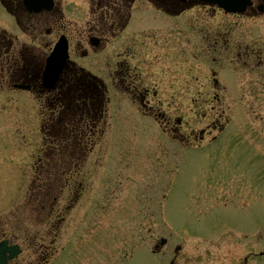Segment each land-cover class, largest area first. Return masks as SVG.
Returning <instances> with one entry per match:
<instances>
[{
  "label": "flooded vegetation",
  "instance_id": "af4514ba",
  "mask_svg": "<svg viewBox=\"0 0 264 264\" xmlns=\"http://www.w3.org/2000/svg\"><path fill=\"white\" fill-rule=\"evenodd\" d=\"M59 39L67 59L48 87L46 60ZM257 103L264 104V0H250L245 15L205 0H0V134L25 133L23 150L47 156L33 167L28 195L43 226L39 235L8 236L21 248L10 264H50L67 215L82 207L81 168L96 164L88 159L100 138L130 130L123 121L139 120L142 133L186 149L220 148L241 133L240 125L228 135L230 124L247 114L252 125ZM258 117L263 141L264 112ZM158 153L155 169L172 164L176 150ZM224 173L216 194L237 198L236 176ZM220 243L196 259L205 263L213 249L218 264H250L252 250L230 254ZM182 249L170 264L194 259Z\"/></svg>",
  "mask_w": 264,
  "mask_h": 264
},
{
  "label": "rangeland",
  "instance_id": "374dc122",
  "mask_svg": "<svg viewBox=\"0 0 264 264\" xmlns=\"http://www.w3.org/2000/svg\"><path fill=\"white\" fill-rule=\"evenodd\" d=\"M263 112L264 104L257 103L252 107V125L247 114L246 121L230 124L228 135L240 125L241 133L238 137L227 136L220 148L216 142L181 150L177 164L165 166L160 176L155 171V151L164 138L141 133L136 124L139 120L123 121L130 132H110L88 159L96 160V164L81 168L87 196L96 194H91L95 182L101 188L93 203L95 214L93 210L90 216L85 215L82 205L67 215L64 235L74 223L80 221L82 226L61 246L52 264H168V250L163 248L152 255L146 242L159 236L168 245L176 238H194L197 232L210 228L223 236V251L243 256L252 247L256 255L250 264H264V147H260L264 140H260L253 122L261 119L258 116ZM2 135L0 144L5 146H0V233L16 234L22 239L39 235L43 224L41 217H35L28 208L32 188L29 181L36 170L33 167L47 156L40 150H23L28 145L25 133L5 140ZM261 136L264 138V133ZM227 169L236 176L240 198L205 195L212 191L208 188L211 182H219ZM91 170L95 172L93 181ZM192 191L200 194L191 196ZM203 249L187 244L183 253L194 259H186L185 263L201 264L196 256L203 254ZM209 252L203 255L208 257L203 264H218L213 259L217 251Z\"/></svg>",
  "mask_w": 264,
  "mask_h": 264
},
{
  "label": "water",
  "instance_id": "95a60500",
  "mask_svg": "<svg viewBox=\"0 0 264 264\" xmlns=\"http://www.w3.org/2000/svg\"><path fill=\"white\" fill-rule=\"evenodd\" d=\"M229 11H236V9H231V10H229ZM65 57H63V59H64ZM62 58H59L58 59V57H56V58H54V60L52 61V64H60L61 62H62V60H63ZM6 249L5 248H0V264H5L6 263V257L4 256V254L6 253Z\"/></svg>",
  "mask_w": 264,
  "mask_h": 264
}]
</instances>
